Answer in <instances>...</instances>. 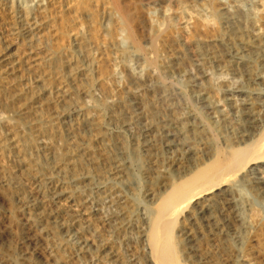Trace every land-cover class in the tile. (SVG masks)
I'll return each instance as SVG.
<instances>
[{"label":"bare ground","instance_id":"bare-ground-1","mask_svg":"<svg viewBox=\"0 0 264 264\" xmlns=\"http://www.w3.org/2000/svg\"><path fill=\"white\" fill-rule=\"evenodd\" d=\"M60 1L0 0L22 40L0 47L7 223L24 218L43 264H76L71 248L115 264L240 255L264 217V0H139L160 13L152 32L128 0H91L53 47ZM19 254L7 239L0 264H34Z\"/></svg>","mask_w":264,"mask_h":264},{"label":"rangeland","instance_id":"rangeland-1","mask_svg":"<svg viewBox=\"0 0 264 264\" xmlns=\"http://www.w3.org/2000/svg\"><path fill=\"white\" fill-rule=\"evenodd\" d=\"M13 2H14V4H16V2H17V5H19L18 3H22L21 5H23L24 7H29V8H31L32 6H34L33 4L36 2V1H38V0H12ZM64 0H62V1H60V2H58L56 5L57 6H59L60 5V7L58 8L60 11H58V9H53V16L56 18H53L54 19V21H53V23H54V28L57 30V32H56V30H55V32L53 31V33H57L58 35L56 36V35H54V37L52 38V42H55V43H52V46L53 45H55V46H59V44L61 45L62 43L64 44V42H65V40H66V36L67 35H65V33L66 32H68L69 33V31H71V29H73V25H72V23L70 22V20L69 19H72V17L75 15L74 13V10H75V8H76V6H77V8L79 7V8H87L89 5V7L88 8H91V7H94L95 9H97V6L96 5H94L95 3H93V1H91V0H74V2L72 1V3L70 4H67L68 3V1L70 2V0H65L64 2H63ZM86 3H85V2ZM129 2H131L133 5H134V7H135V14L137 15V17H138V19H142L141 21L144 23V25H145V28H146V31L147 32H152L153 31V27H155V24H157V21H159V14L160 13H158V10H156V9H153V10H151V13H150V15L149 14H147V12H145V8H144V6L142 5V3L139 1V0H128ZM63 2V3H62ZM77 2V3H76ZM79 2V3H78ZM63 4V5H62ZM78 4V5H77ZM86 4H88V5H86ZM55 5V6H56ZM72 5H73V7H72ZM93 5V6H92ZM138 5V6H137ZM140 5V6H139ZM31 6V7H30ZM64 7V8H62V7ZM67 6V7H66ZM71 8H69V7ZM142 6V7H141ZM3 9H0V47L1 46H3V44H6V42L7 43H11V45H13L14 47L15 46H19L20 44H21V42H22V40L20 39V37H18V36H16V35H13L12 34V29H14V28H16L17 27V22H16V20H15V18H12V14H10V12L8 11V10H6L7 8H5L6 7V5L5 6H1ZM0 7V8H1ZM61 8V9H60ZM72 8H74V10L72 9ZM94 8H92V9H94ZM142 8V9H141ZM2 10V11H1ZM6 10V11H5ZM56 12H55V11ZM144 10V11H143ZM66 11V12H65ZM156 11V12H155ZM9 12V13H8ZM60 12V13H59ZM63 12V13H62ZM138 12V13H137ZM57 13V14H56ZM156 14V15H155ZM172 14V12H170V14L169 15H171ZM57 16V17H56ZM61 16V17H60ZM71 16V18H69ZM172 17H175V14H173V15H171ZM141 17V18H140ZM149 17V18H148ZM152 18V19H151ZM159 18V19H158ZM2 20H3V22H2ZM15 22H13V21ZM6 22V23H5ZM13 22V23H12ZM67 22V23H66ZM14 24V26H13V28H12V24ZM16 24V25H15ZM71 24V25H70ZM10 25V26H9ZM56 25V26H55ZM66 25H68L67 27H66ZM149 26V27H148ZM10 27H11V29H10ZM71 28V29H69V31H68V28ZM12 30V31H11ZM59 30V31H58ZM63 30V31H62ZM66 31V32H65ZM95 31V30H94ZM59 32V33H58ZM65 32V33H64ZM11 33V36L12 37H10L9 36V34ZM52 33V32H51ZM60 34V35H59ZM67 34V33H66ZM8 35V36H7ZM63 36V37H62ZM65 36V37H64ZM14 37H16V39L14 38ZM18 38V39H17ZM58 38V39H57ZM65 38V39H64ZM64 39V40H63ZM8 40V41H7ZM12 40V41H11ZM61 41V42H60ZM121 41H123L122 42V45L124 44V46H125V48L127 47H129L130 46V43H129V41L128 40H126V38L125 37H122V39H121ZM13 42V43H12ZM126 42V43H125ZM59 43V44H58ZM18 44V45H17ZM21 46V45H20ZM55 46H53V47H55ZM135 66H134V65ZM131 65L134 67V68H137V64L135 63V62H131ZM140 70V69H139ZM141 71V70H140ZM141 73H142V75H144L145 74V70H143V71H141ZM178 75V76H177ZM174 76V77H173ZM176 77V78H175ZM184 79V78H186V76H182V75H180V74H178V73H175V75L173 74L172 75V77L170 78V79H168L170 82H177V80H179V79ZM180 79V80H181ZM185 80V79H184ZM183 82V86H181V87H183L182 89H185L184 90V92L185 93H188V95H189V86H187L186 85V83H185V81H182ZM185 83V84H184ZM184 85H185V87H184ZM128 138L130 139V137L128 136ZM218 145H221V142H220V140L218 141ZM10 162V163H9ZM9 163V164H8ZM11 161H8L7 159H6V161H5V164L6 165H11ZM136 172L139 174V175H141V171L139 170V169H136ZM24 184H25V186L27 187V189L28 188H30V184L27 182H25L24 181ZM29 184V185H28ZM138 190V191H137ZM136 190V192H137V194H138V196L139 197H143V195H144V191H145V187L143 186V187H140V188H138ZM140 190H141V192H140ZM3 205V203H2V201L0 200V233H3L4 235H1L0 234V241H1V239H2V241L0 242L1 244H0V247L2 246V244H4L5 242H7V239L9 240V241H11L16 247H17V251L20 253L19 254V256L21 257V258H25V254H32L33 253V256H32V262L34 263V264H43V260H44V258L42 257V255H40L41 254V252H40V250L42 249L43 250V248H42V246L41 245H35V244H33L32 242H31V240H30V236L28 235L29 233H30V231L29 232H27V229L29 228L28 227V225L26 224V222L25 221H23L24 220V218L21 216V215H17V217H16V219H17V221H16V223L18 224V225H16V224H13L12 226L11 225H9V223H7L8 222V220L6 221V219H7V213H6V211L4 210L5 208H4V205ZM3 211V212H2ZM6 213V214H5ZM5 215H6V217H5ZM248 219H249V217H248ZM4 221V222H3ZM6 221V222H5ZM249 221H251V219H249ZM261 222L263 223V224H261ZM258 225H256V227L254 228V229H252L249 233H247V234H245L244 235V243H243V246H242V248H241V253H240V255H238V253L237 252H232V250H231V252L227 249V247L225 248V246H223V245H218V246H212V245H204L203 246V252L205 253L204 255L207 257V258H205V259H207V261H208V263H205V264H246L245 262H247V260L248 261H250V259H251V261H255V260H259L258 262H260V264H264V217H263V220L261 221ZM3 223V224H2ZM2 224V225H1ZM5 224V225H4ZM16 225V226H15ZM178 225V224H177ZM3 226V227H2ZM5 226V227H4ZM179 226V225H178ZM178 226L177 227H175V228H178ZM19 227V228H18ZM9 228H10V230H9ZM12 228V229H11ZM4 229V230H3ZM16 229V230H15ZM8 230H9V232H8ZM177 229H175V231H176ZM7 231V232H6ZM14 233H13V232ZM23 231V232H22ZM10 234V235H9ZM21 234V235H20ZM8 235V236H7ZM28 235V236H27ZM5 236V237H4ZM263 236V237H262ZM2 237V238H1ZM28 237V238H27ZM3 238L5 239V240H3ZM14 238V239H13ZM18 238V239H17ZM263 238V239H262ZM262 239V240H261ZM17 240V241H16ZM5 241V242H4ZM28 242H29V244H28ZM15 243H17V244H15ZM254 244V245H253ZM34 245V246H33ZM127 246V245H126ZM124 246L123 248H121V250H122V252L124 253V252H126V248H128L127 250H130L131 248L133 249V247H131V246ZM20 247H21V250H20ZM224 250V252H223V250L221 249V248ZM23 248V249H22ZM26 248V249H25ZM39 248V249H38ZM130 248V249H129ZM135 250H137L138 249V247L135 245ZM137 248V249H136ZM206 248H208V249H206ZM217 248H218V251H217ZM254 248V249H253ZM125 249V250H124ZM216 249V250H215ZM261 249V250H260ZM34 250H35V252H34ZM75 250V251H74ZM228 250V251H227ZM260 252H259V251ZM30 251V252H29ZM38 251H39V253H38ZM68 251V250H67ZM67 251H65L64 252V256L65 255H67L66 257H68V255H70L71 256V260L73 261L74 259V261H75V263L76 264H110V262L111 261H106L105 259H104V253H102V252H96V253H94L93 254V256L94 257H89V258H83L82 256H79V257H81V258H78V255H77V253H76V248L74 249V248H71V251H70V253L69 252H67ZM138 252H139V249L137 250ZM29 252V253H28ZM72 252V253H71ZM76 254H75V253ZM258 252H259V254H260V256L258 257ZM127 253H130V252H127ZM221 254V255H220ZM246 254V255H245ZM41 257H40V256ZM77 257H76V256ZM237 257H236V256ZM250 255V256H249ZM70 256H69V259H70ZM241 256V257H240ZM96 257V258H95ZM101 257H102V259H101ZM180 257L181 258H183V256H181V254H180ZM211 257V258H210ZM217 257V258H216ZM236 257V258H235ZM244 257V258H243ZM36 258V259H35ZM233 258V259H232ZM249 258V259H248ZM34 259V260H33ZM253 259V260H252ZM255 259V260H254ZM99 260H101V261H99ZM241 260V261H240ZM80 261V262H79ZM103 261V262H102ZM85 262V263H84ZM90 262V263H89ZM108 262V263H107ZM213 262V263H212ZM111 263H113V262H111ZM181 263L182 264H185L186 263V261L184 262V259L181 261ZM204 263H197V264H204ZM113 264H115V263H113ZM186 264H189V263H186Z\"/></svg>","mask_w":264,"mask_h":264}]
</instances>
